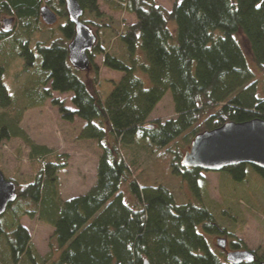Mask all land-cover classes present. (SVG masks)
Returning <instances> with one entry per match:
<instances>
[{"label": "trees", "instance_id": "obj_1", "mask_svg": "<svg viewBox=\"0 0 264 264\" xmlns=\"http://www.w3.org/2000/svg\"><path fill=\"white\" fill-rule=\"evenodd\" d=\"M99 1L134 22L115 28L100 13ZM77 2L81 22L96 38L86 72L69 62L67 48L75 29L63 0L47 3L62 23L60 37L46 41H40L47 28L39 14L42 0H0V58L17 43L24 72L34 68L39 76L25 89L27 104L18 108L0 66V144L21 139L29 147L30 163L38 166L29 183L6 179L15 184L17 198L0 216V264H232L227 249L216 243L215 250L211 238L227 237L230 252L246 250L222 224L233 223L230 210L240 204L234 207L229 199L230 210L217 215L203 200L206 172L184 166L183 160L201 134L227 123L264 121V0H176L170 11L154 0ZM4 20H11L15 31H4ZM96 56L105 69L120 75L105 99L97 90ZM52 93L71 95L72 108ZM167 93L174 119L151 121ZM46 101L62 121H81L79 139L95 142L101 152L95 184L85 195L60 197L58 173L67 168L68 157L36 145L20 128L23 112ZM143 153L153 156L149 170L159 177L135 176ZM249 169L264 180V171L248 165L222 172L229 182L242 184ZM170 178L186 183L193 204L176 202L165 184ZM25 217L53 229L45 257L22 226ZM254 255V262L241 264L264 263V249Z\"/></svg>", "mask_w": 264, "mask_h": 264}, {"label": "rangeland", "instance_id": "obj_2", "mask_svg": "<svg viewBox=\"0 0 264 264\" xmlns=\"http://www.w3.org/2000/svg\"><path fill=\"white\" fill-rule=\"evenodd\" d=\"M42 1L43 6H47L50 1L53 4L58 2V0ZM175 1L154 0L156 5L167 11L171 10ZM99 11L102 15L112 19L115 28H121V25L125 26L134 22V18L130 15L110 11L102 1H99ZM61 23L62 21L58 20L56 26L43 29L40 41L59 38L61 33L57 28ZM11 27L12 31H15L16 25L13 24ZM171 28L174 29V26H171ZM238 39L244 51L247 52L244 39L241 36H238ZM34 42L35 40L30 41V45L33 46ZM14 47L10 55L0 58V66L5 69L3 84L8 89L12 99H15L16 106L23 108L27 104L24 98L25 89L32 88L39 76L34 74V68L26 73L24 72V61L22 57L16 54V51L20 48L17 43H14ZM94 64L100 71L97 90L101 98L105 99L111 92L113 84L118 82L120 75L105 69L102 66L100 56L94 58ZM90 76L92 75H87L86 79L88 80ZM257 76L260 78V74L257 73ZM52 98L64 104L66 108H72L70 104L71 95L52 93ZM174 117L171 97L167 93L155 108L150 120L166 121L174 119ZM20 128L36 145L47 147L56 155L68 157L67 168L58 173V191L63 200L85 195L95 184L97 159L101 152L95 142L79 139V134L83 128L81 121L77 119H74L72 123L62 121L57 108L53 107L50 101H46L41 107L23 112ZM152 159L153 156H147L143 153L140 168L135 170V176L150 173L159 177L160 174L157 171L149 170ZM37 168L38 166L30 163L29 147L21 139H11L0 144V171L5 179H12L22 184L29 183L33 180ZM202 176L206 182V197L203 200L211 206L217 215L220 214L221 210L229 209V199L234 207H236V204H240L236 210L229 209L233 215V223L223 220L222 224L233 232L234 239L241 241L246 250L260 256L264 249V180L258 177L252 169L248 170L246 180L242 184L231 180L229 182L226 180L229 179V176L224 172L203 173ZM159 179L158 181L164 183L161 177ZM168 181L165 184L171 189L177 203L188 201L193 204V198L188 191V187H186V183L185 186L179 180L171 178ZM232 188H234L233 193H231ZM128 196L126 194L129 199ZM125 200L127 201L126 198ZM21 224L29 232L36 252L42 257L48 255L51 251L49 240L53 229L39 223L36 218H22ZM221 238L226 239V249L227 252H230L229 240L227 237L222 236L211 238L214 249L219 250L216 243Z\"/></svg>", "mask_w": 264, "mask_h": 264}, {"label": "water", "instance_id": "obj_3", "mask_svg": "<svg viewBox=\"0 0 264 264\" xmlns=\"http://www.w3.org/2000/svg\"><path fill=\"white\" fill-rule=\"evenodd\" d=\"M63 2L68 20L75 29L74 37L67 48L69 62L75 69L86 72L90 66L87 53L93 48L96 38L81 22L83 10L77 0ZM39 14L45 26L52 27L57 23V15L49 7H41ZM11 25V20L2 22L3 30L6 32L10 31ZM183 165L206 173H220L227 168L242 165L264 171V121L227 123L197 136L184 157ZM16 198L15 184L7 181L0 171V216ZM217 246L221 250H226V241L218 239ZM226 260L232 264L252 263L255 255L248 250L229 252L226 254ZM142 264L149 262L145 260Z\"/></svg>", "mask_w": 264, "mask_h": 264}]
</instances>
